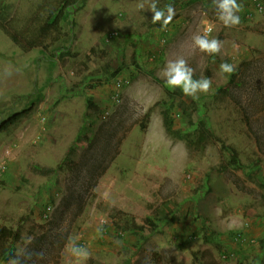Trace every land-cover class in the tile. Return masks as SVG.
Wrapping results in <instances>:
<instances>
[{
    "label": "rangeland",
    "instance_id": "374dc122",
    "mask_svg": "<svg viewBox=\"0 0 264 264\" xmlns=\"http://www.w3.org/2000/svg\"><path fill=\"white\" fill-rule=\"evenodd\" d=\"M44 1L0 0V11L15 3L21 22ZM140 2L75 8L76 27H64L72 56L55 63L39 50L23 53L0 29V125L32 110L0 135V226L20 234L18 254L43 252L28 264H73L72 240L88 250L81 264H264V12L238 0L240 24L226 28L213 0H154L175 11L162 28ZM206 28L222 41L218 55L194 46ZM178 58L212 82L197 100L175 90L205 109L211 137L190 128L176 106L175 129L189 142L165 128V89L149 72L164 80L165 65ZM223 62L235 72L221 73ZM87 98L97 110H87ZM33 163L62 169L42 177ZM127 222L148 239L121 233Z\"/></svg>",
    "mask_w": 264,
    "mask_h": 264
},
{
    "label": "trees",
    "instance_id": "16d2710c",
    "mask_svg": "<svg viewBox=\"0 0 264 264\" xmlns=\"http://www.w3.org/2000/svg\"><path fill=\"white\" fill-rule=\"evenodd\" d=\"M87 1L88 0H45L44 3L39 4L37 8L34 6L32 15L21 22H19L20 20H16L18 17L17 13H15L17 9L16 4L13 2L8 3L0 11V29L12 40L14 45L25 54L39 50L54 63L57 62L56 60L65 61L72 56L70 47L68 46L71 42V40H69L70 35L65 31V24H71L72 28L76 27V21L71 20V17L75 8L78 7L77 11L82 10ZM249 15L253 16V12L251 11L245 14L244 19H249ZM154 25H156V23ZM115 75V73H112L111 77L114 78L116 77ZM149 75L152 76L156 83L162 85L165 89L166 98L159 107L161 109L165 128L170 136L181 141L189 142V135L186 132L175 129V121L171 115V109L174 106L183 113L184 119L188 122L190 128H202V132H204L207 137L212 136L210 128L203 118L205 109L200 104H198L196 108H192L182 97V95H184L183 92H181L182 95H178L175 91L166 87L165 81L160 80L153 72H149ZM193 78L199 79L200 76L194 75ZM227 89L228 87H226V90ZM97 109L94 99L87 98V110L92 112ZM31 113L32 110L29 109L11 116L5 123L0 125V135L9 133L21 121L30 116ZM89 116L90 114H87L85 124ZM61 169L62 166L53 168L37 163L31 164L32 172L42 177L57 176ZM177 212L169 219L165 218L161 221V230L173 225L174 222L177 221ZM120 230L121 233L129 231L136 237L137 242L140 244L142 241L148 239L142 235L134 222H127L125 227H120ZM19 240L20 234L14 236L9 227L5 225L0 226V264H8L9 259L18 254L16 245Z\"/></svg>",
    "mask_w": 264,
    "mask_h": 264
},
{
    "label": "clouds",
    "instance_id": "9594fccd",
    "mask_svg": "<svg viewBox=\"0 0 264 264\" xmlns=\"http://www.w3.org/2000/svg\"><path fill=\"white\" fill-rule=\"evenodd\" d=\"M146 4L149 10L154 14L153 23L163 21L162 28L167 27L173 16L175 15L174 8L167 6L166 13L163 10H158L154 0H141L138 8L144 9ZM215 5L216 17L222 22L226 28H234L240 24V15L243 11V5L238 3V0H213ZM212 29L206 28L203 35L196 34L192 37L194 46L200 52L208 55H218L221 53L223 44L217 38L209 39ZM219 70L223 74L231 75L235 72V65L223 62L219 65ZM162 77L166 87L175 91L180 89L185 96L192 97L194 100L199 99V94H208L212 87V82L209 78L201 76L199 79H194V69L189 66L184 58L170 60L165 65L162 71ZM51 211V209H49ZM101 229L97 228V233H101ZM68 250L74 258L73 264H81V261L89 255L86 247L80 246L75 240L70 241ZM33 255L37 258H43V252L31 253L24 252L17 254L9 259L8 264H28L32 260Z\"/></svg>",
    "mask_w": 264,
    "mask_h": 264
},
{
    "label": "built area",
    "instance_id": "2783aa9c",
    "mask_svg": "<svg viewBox=\"0 0 264 264\" xmlns=\"http://www.w3.org/2000/svg\"><path fill=\"white\" fill-rule=\"evenodd\" d=\"M253 4H254V7H256V11H258L260 13L264 12V5H263V3L261 1H259V0H253ZM250 17H252V15H249L248 16V18H250ZM211 29L213 31V28H211ZM212 31H211V33H212ZM115 84L117 85V87H121L122 86L121 81L115 82ZM118 99H119V95H116L115 96V100H118ZM107 116H109V112H106L105 113L104 118L107 117ZM235 240L237 242H240V243H242V242L243 243H246V240L243 238L242 235H238ZM252 242H250V243H252ZM247 243H249V242H247ZM224 258L227 259L228 256L225 255Z\"/></svg>",
    "mask_w": 264,
    "mask_h": 264
}]
</instances>
